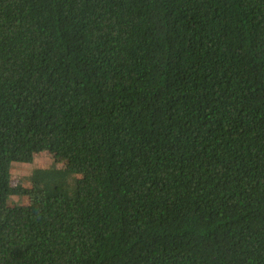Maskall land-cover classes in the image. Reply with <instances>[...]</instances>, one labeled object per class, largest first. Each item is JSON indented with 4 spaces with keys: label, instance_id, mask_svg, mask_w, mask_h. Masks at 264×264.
Here are the masks:
<instances>
[{
    "label": "trees",
    "instance_id": "16d2710c",
    "mask_svg": "<svg viewBox=\"0 0 264 264\" xmlns=\"http://www.w3.org/2000/svg\"><path fill=\"white\" fill-rule=\"evenodd\" d=\"M0 264H264V0H0Z\"/></svg>",
    "mask_w": 264,
    "mask_h": 264
},
{
    "label": "rangeland",
    "instance_id": "374dc122",
    "mask_svg": "<svg viewBox=\"0 0 264 264\" xmlns=\"http://www.w3.org/2000/svg\"><path fill=\"white\" fill-rule=\"evenodd\" d=\"M65 167V161L57 158L50 152H41L35 156L32 164L15 163L12 167V182H19L24 187H30V176L34 169L37 168H63ZM8 203L10 206H21L27 204V200L22 196H12L9 198Z\"/></svg>",
    "mask_w": 264,
    "mask_h": 264
}]
</instances>
